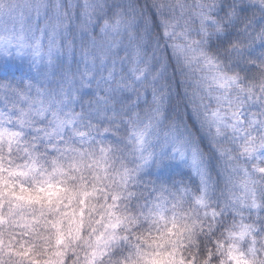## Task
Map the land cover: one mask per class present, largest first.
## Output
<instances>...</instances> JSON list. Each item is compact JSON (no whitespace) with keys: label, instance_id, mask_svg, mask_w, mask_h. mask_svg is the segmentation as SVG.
I'll list each match as a JSON object with an SVG mask.
<instances>
[{"label":"clouds","instance_id":"1","mask_svg":"<svg viewBox=\"0 0 264 264\" xmlns=\"http://www.w3.org/2000/svg\"><path fill=\"white\" fill-rule=\"evenodd\" d=\"M0 264H264V0H0Z\"/></svg>","mask_w":264,"mask_h":264}]
</instances>
